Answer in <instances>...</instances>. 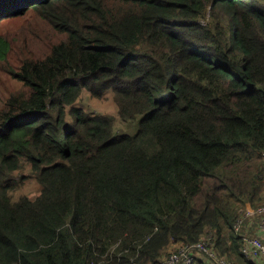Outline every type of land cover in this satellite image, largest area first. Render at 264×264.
I'll return each mask as SVG.
<instances>
[{
    "label": "trees",
    "instance_id": "obj_1",
    "mask_svg": "<svg viewBox=\"0 0 264 264\" xmlns=\"http://www.w3.org/2000/svg\"><path fill=\"white\" fill-rule=\"evenodd\" d=\"M30 11L18 36L54 42L0 38V264H160L209 233L252 264L233 224L264 200V0H0ZM107 90L134 134L75 105ZM29 165L42 195L10 205Z\"/></svg>",
    "mask_w": 264,
    "mask_h": 264
},
{
    "label": "rangeland",
    "instance_id": "obj_2",
    "mask_svg": "<svg viewBox=\"0 0 264 264\" xmlns=\"http://www.w3.org/2000/svg\"><path fill=\"white\" fill-rule=\"evenodd\" d=\"M34 20H35V16L32 11L22 16H15L12 19L3 18L2 20H0V38L7 41L10 44L12 50L14 51H18L21 48L22 50H29V51H31L32 49H36V53H34L35 55H38L41 52H46L50 44L54 42L53 40L44 41L39 36H35V41L31 37L23 38L22 40L17 34L18 28L31 25L32 23H34ZM15 24H18L19 26H17L16 28ZM43 29H44L43 27L38 28L39 31H42ZM37 43H40V45H37ZM12 66L14 65L13 64H10V65L3 64L0 62V105L4 102L6 97L11 92L18 90V87H19V84L16 83L7 72V69H10ZM104 94L101 97H92L89 93H87L86 91H83L80 97L78 98L77 102L75 103V105L90 114L107 112L112 108L114 101L112 99V96H111V99H109ZM141 117H142L141 115H138L133 120L123 121L120 118L119 114L116 113L113 116L114 133L134 134L138 129V125H139V121ZM263 203H264V200H262L261 203H259L257 206ZM247 206L250 207V209H254V207H257V206L253 207L248 204L244 205V207L239 208L240 216H242L241 211H243ZM242 221L243 222L241 224V232L244 235L258 236L259 238L264 240V237L259 236L256 233V230H258L259 228L258 226L259 224L256 218L253 219V218L246 217V218H243ZM168 253L166 252L165 256Z\"/></svg>",
    "mask_w": 264,
    "mask_h": 264
},
{
    "label": "built area",
    "instance_id": "obj_3",
    "mask_svg": "<svg viewBox=\"0 0 264 264\" xmlns=\"http://www.w3.org/2000/svg\"><path fill=\"white\" fill-rule=\"evenodd\" d=\"M233 224V230L241 239L240 251L243 256L252 264H264V240L258 236H248L241 232V224L243 218H258L259 227L264 232V203L250 209L246 207ZM242 217V218H241ZM213 236L211 233L206 235L194 244L177 245L171 252L163 257L160 264H194L196 260L195 253L199 252L207 257V261L211 264H234L227 257L218 255L212 248ZM204 258V256L201 255Z\"/></svg>",
    "mask_w": 264,
    "mask_h": 264
},
{
    "label": "clouds",
    "instance_id": "obj_4",
    "mask_svg": "<svg viewBox=\"0 0 264 264\" xmlns=\"http://www.w3.org/2000/svg\"><path fill=\"white\" fill-rule=\"evenodd\" d=\"M106 97L111 99L112 93L111 91H106L104 94ZM119 108L117 105L113 103L112 108L103 113H96L99 115H106V116H114L118 113ZM32 168L31 166H26L23 169H15L11 172V177L14 181H20V183L13 189L8 191V196L10 198L9 202L10 205H16L20 203L22 198H26L29 201H34L40 195H42L40 189L39 182L32 177ZM21 176L26 177L24 180H20Z\"/></svg>",
    "mask_w": 264,
    "mask_h": 264
},
{
    "label": "crops",
    "instance_id": "obj_5",
    "mask_svg": "<svg viewBox=\"0 0 264 264\" xmlns=\"http://www.w3.org/2000/svg\"><path fill=\"white\" fill-rule=\"evenodd\" d=\"M257 220H259L258 218H256ZM259 226V225H258ZM252 229V228H251ZM256 233L259 235V236H262L264 237V232L262 231V229L259 227L258 230H256ZM177 245L175 244H170L167 249H166V252H170L172 251ZM195 256H196V261H203L205 264H211L210 261H205L203 257H201L200 253L199 252H196L195 253Z\"/></svg>",
    "mask_w": 264,
    "mask_h": 264
}]
</instances>
